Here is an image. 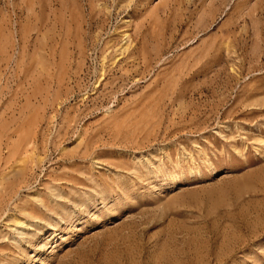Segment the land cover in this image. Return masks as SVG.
Returning a JSON list of instances; mask_svg holds the SVG:
<instances>
[{
	"label": "rangeland",
	"instance_id": "obj_1",
	"mask_svg": "<svg viewBox=\"0 0 264 264\" xmlns=\"http://www.w3.org/2000/svg\"><path fill=\"white\" fill-rule=\"evenodd\" d=\"M0 264H264V0H0Z\"/></svg>",
	"mask_w": 264,
	"mask_h": 264
}]
</instances>
